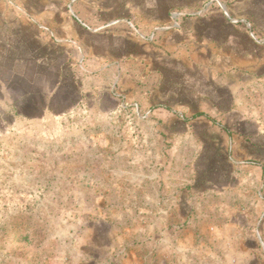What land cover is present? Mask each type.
<instances>
[{
    "label": "rangeland",
    "instance_id": "374dc122",
    "mask_svg": "<svg viewBox=\"0 0 264 264\" xmlns=\"http://www.w3.org/2000/svg\"><path fill=\"white\" fill-rule=\"evenodd\" d=\"M164 28L184 77L160 93L67 77L32 110L0 89V264H264V109L229 108L264 68V0H173Z\"/></svg>",
    "mask_w": 264,
    "mask_h": 264
},
{
    "label": "crops",
    "instance_id": "0c3cea01",
    "mask_svg": "<svg viewBox=\"0 0 264 264\" xmlns=\"http://www.w3.org/2000/svg\"><path fill=\"white\" fill-rule=\"evenodd\" d=\"M172 5L173 0H0V89L12 95V109L22 104L32 110L47 109L67 77L112 89L133 79V93L140 95L146 85L160 93L168 73L184 77L177 67L184 56L172 54L184 36L164 28ZM151 33L152 41L145 38ZM250 43L253 58L264 62V40ZM253 73L244 93L230 84L229 108L264 109V68ZM142 79L151 83L144 86Z\"/></svg>",
    "mask_w": 264,
    "mask_h": 264
}]
</instances>
